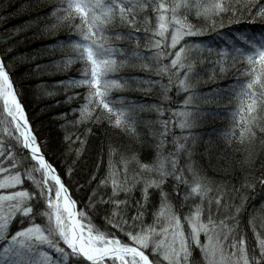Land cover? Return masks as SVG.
I'll return each mask as SVG.
<instances>
[{"label": "snow or ice", "instance_id": "6c2138e0", "mask_svg": "<svg viewBox=\"0 0 264 264\" xmlns=\"http://www.w3.org/2000/svg\"><path fill=\"white\" fill-rule=\"evenodd\" d=\"M60 3L66 7L52 12L57 21L53 28L77 17L80 19V24L74 25L76 33L69 36L73 55L66 58L68 63L79 60L85 65L82 78L76 81L88 89L79 109L78 123L91 121L96 111L91 106L97 105L107 112V119L114 126L129 129V122L135 119L133 107H124L122 101L121 107L114 106L116 102L110 92L120 85L107 79L117 68L112 58L115 49L105 41L110 25L119 22L135 28L143 19L151 27V34L145 28V35L155 50L152 58L158 65L157 75L168 77L165 92L175 82L179 92L192 93L185 98L182 110L173 113L177 126L182 131L193 128L196 113L187 110L195 98L191 77L195 74L194 56L202 54L204 46L188 39L203 33V28L193 24L191 18L194 15L213 26L220 19L224 27L223 17L231 16L245 18L230 21L229 26L232 22L259 24L262 30H253L250 34L238 30L229 38L231 43L217 52V63L222 70L229 57L233 64L239 61L246 65L232 89V98L236 101L233 123L223 135L231 142L229 138L236 139L239 129V142L252 143L258 133L264 134V0H60ZM10 52V48L6 49L5 55ZM167 60L170 65L163 63ZM7 67L4 55H0V102L6 114L4 119L9 126L14 125L9 135L15 141L11 148L5 144L0 152V174L3 175L0 179V264H191L193 246L199 248L205 264H264V239L258 238L257 246L249 248L246 238L240 234L242 207H236L235 214L218 219L222 211L233 208L234 197L228 195L227 186L201 173L191 162L192 153L180 138L172 141L175 151L165 154L167 121L162 122L164 131L151 164L141 163L133 156L124 161L121 176L110 163L108 176L101 184L106 186L110 180L112 195L100 203L112 205L113 210L105 215L106 225L111 227L101 230L94 223V216L87 212L89 206L96 207L93 197H89L85 210H80L79 201L73 198L59 170L47 158ZM25 150L27 154H23ZM182 152L187 153L189 160L183 168L179 159ZM5 161L9 168L4 166ZM133 162L138 170L130 171L129 165ZM142 173L152 178L146 180ZM170 177L177 181V193L181 185L184 187L183 203L174 206L168 201L167 193L162 192L152 223H145L148 189H160ZM25 178L31 182L30 188L25 187ZM141 182L144 203L138 201L136 214L130 215L128 201L118 197L121 193L130 194ZM249 186L246 181L241 187ZM231 191L238 194L240 190ZM190 201L198 203L189 205ZM186 206L189 211L184 213ZM14 223H18V230L13 233ZM202 235L206 238L204 243ZM148 250L153 259L146 254Z\"/></svg>", "mask_w": 264, "mask_h": 264}, {"label": "trees", "instance_id": "16d2710c", "mask_svg": "<svg viewBox=\"0 0 264 264\" xmlns=\"http://www.w3.org/2000/svg\"><path fill=\"white\" fill-rule=\"evenodd\" d=\"M58 7H66V4L62 5L60 0H0V55H4L7 71L34 134L43 145L47 158L57 166L73 198L79 201L78 208L85 210L89 197H93L92 203L96 207L89 206L87 212L94 216V223L101 230L110 228L106 225L105 215L113 210L112 205L100 203L112 195L111 181L106 186L101 184V180L108 176L110 163L121 176L124 161L131 160L133 156L141 163L151 164L160 143V134L164 131L162 122L167 121L165 154L175 151L174 138H180V142L186 144L192 153L191 162L210 180L225 184L228 195L234 197L231 211H222L218 219L233 215L236 207H242L239 213L240 234L246 238L249 248L256 247L257 239H264V185L261 183L264 181V134L258 133L252 143L239 142V129L236 139L229 138L231 142L224 137V132L232 126V112L236 107L232 89L246 65L239 61L233 64L229 57L222 70L217 63V52L231 43L229 38L238 30L250 34L253 30L261 31L260 25L232 22L229 26L230 21L245 17L224 16V27H221L220 19L213 26L211 22L193 15L191 22L203 28V33L188 39L202 44L204 49L202 54L194 56L195 74L191 83L195 98L187 108L196 113L195 126L183 131L177 126L173 113L182 110L185 98L192 93L179 92L175 82L165 92L169 85L168 77L157 75L158 65L152 58L155 50L145 35V28L150 35L151 27L143 19L135 28L119 22L110 25L105 42L115 49L112 58L116 60L117 70L109 73L107 79L120 85L111 90L110 96L117 108L121 107V101L124 107H133L132 115L135 117L129 122V129L125 130L114 126L107 119V112L97 105L91 106L96 109L91 121L78 123L79 109L85 102L88 89L76 81L82 78L85 65L79 60L68 63L66 58L73 55L69 36L76 33L74 25L80 24V19L77 17L53 28L57 21L52 12ZM9 48L10 54L5 55ZM163 63L170 65V60ZM2 114L0 102L2 147L7 144L11 148L15 141L9 133L14 125L4 123L5 114ZM5 126L9 128L6 138ZM184 137L190 138L185 141ZM23 154H27L26 150ZM179 159L182 168L189 162L184 152L179 154ZM4 166L10 167L6 161ZM129 170H138V165L131 163ZM142 175L146 180L152 178L147 173ZM246 181L250 186L242 188ZM176 185L177 181L170 177L160 189H148L145 223H152V214L159 209L162 192L167 193L168 201L174 206L183 203L185 189L181 185L177 193ZM25 187H31L26 178ZM143 188L144 183L141 182L130 194L121 193L118 197L121 201H128L130 215L136 214L138 201L144 203ZM233 188L240 190L239 193L231 191ZM194 203L198 201H190L189 205ZM188 211L189 207L183 208L184 213ZM16 230L18 223L11 228L13 233ZM203 240L202 235V243ZM146 254L150 259L154 258L151 250ZM190 261L191 264H205L199 248L193 246Z\"/></svg>", "mask_w": 264, "mask_h": 264}, {"label": "rangeland", "instance_id": "374dc122", "mask_svg": "<svg viewBox=\"0 0 264 264\" xmlns=\"http://www.w3.org/2000/svg\"><path fill=\"white\" fill-rule=\"evenodd\" d=\"M3 114H4V113H3ZM3 114H2V115H3ZM4 117H5V116L3 115V122L7 124V122L5 121ZM2 145H3V144H2V136H1V134H0V152H2L3 149H4V147H2ZM2 178H3V175L0 174V179H2ZM4 194H6V193H4ZM205 239H206V238L204 237V240H203L204 242H205ZM260 239H262V238H260ZM204 242H203V243H204Z\"/></svg>", "mask_w": 264, "mask_h": 264}, {"label": "water", "instance_id": "95a60500", "mask_svg": "<svg viewBox=\"0 0 264 264\" xmlns=\"http://www.w3.org/2000/svg\"><path fill=\"white\" fill-rule=\"evenodd\" d=\"M21 105H22V103H21ZM22 107H23V105H22Z\"/></svg>", "mask_w": 264, "mask_h": 264}, {"label": "bare ground", "instance_id": "6f19581e", "mask_svg": "<svg viewBox=\"0 0 264 264\" xmlns=\"http://www.w3.org/2000/svg\"><path fill=\"white\" fill-rule=\"evenodd\" d=\"M55 167H57V166H55Z\"/></svg>", "mask_w": 264, "mask_h": 264}]
</instances>
